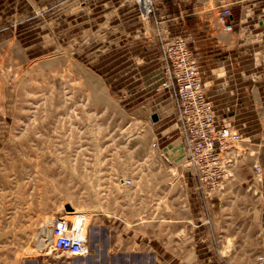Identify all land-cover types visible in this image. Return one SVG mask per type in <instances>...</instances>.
Wrapping results in <instances>:
<instances>
[{"label":"rangeland","instance_id":"374dc122","mask_svg":"<svg viewBox=\"0 0 264 264\" xmlns=\"http://www.w3.org/2000/svg\"><path fill=\"white\" fill-rule=\"evenodd\" d=\"M196 1L228 34L221 9L253 14L250 0ZM151 15L137 0H96L91 13L89 0H0V264H264V47L234 49L243 80L256 62L246 94L233 63L203 77L230 135L218 167L201 168L164 86L171 39L152 38ZM142 30L161 63L133 58ZM167 98L178 132L166 139L151 112ZM67 204L90 217L88 256L51 247Z\"/></svg>","mask_w":264,"mask_h":264},{"label":"built area","instance_id":"2783aa9c","mask_svg":"<svg viewBox=\"0 0 264 264\" xmlns=\"http://www.w3.org/2000/svg\"><path fill=\"white\" fill-rule=\"evenodd\" d=\"M143 15L154 12V0H137ZM219 17L225 22V28L234 27L233 13L226 6L219 11ZM164 56L168 62L164 86L173 90L178 105L181 130L189 146L190 158L200 163L201 168L218 167L224 140L230 135V129L218 127L211 110V101L202 84V71L193 49L183 37L169 40L164 45ZM127 183L132 180L127 178ZM85 212H73L74 218L62 214L54 219L51 229V247L78 257L91 253L88 227H85Z\"/></svg>","mask_w":264,"mask_h":264},{"label":"crops","instance_id":"0c3cea01","mask_svg":"<svg viewBox=\"0 0 264 264\" xmlns=\"http://www.w3.org/2000/svg\"><path fill=\"white\" fill-rule=\"evenodd\" d=\"M155 9L151 15L152 25L154 26L153 37L154 39H173L176 37L186 38L188 44L192 49L197 53L199 61L201 64L202 76L205 78L209 68L215 69H224L226 72H229L231 69V64H234L233 77L235 83L240 84V94H246L248 86L245 79L250 78L249 72H255V63L253 61L254 57L250 56L249 65L244 71V74H248V77L242 79V64L246 56L235 53V47L239 46V51H241V46L239 45L242 41L248 42L249 47L254 48L255 52L264 47L257 40L263 34L264 37V17L260 14H256L259 11L258 0H250L249 9L251 12L241 13L238 18L233 15L235 26L231 34L225 32L223 25L217 19L216 13L214 10H207L201 3L196 0H190V6L185 7L184 5L188 3V0H154ZM253 5V6H252ZM95 11L96 0H89V11L91 9ZM258 16L259 18H256ZM256 23V27L253 28V24ZM144 26L143 22L140 23ZM247 24V26H246ZM139 27V24H137ZM248 27V28H247ZM142 38H137L135 47L136 54L133 56L146 60L147 62H162L161 60V45L158 42L152 44L154 51L144 50V30ZM244 31H248V36L250 38H242ZM259 34V38L255 37L253 39L252 34ZM140 35L138 32L137 36ZM229 35V37H228ZM229 38V39H226ZM232 39V40H230ZM261 44V45H260ZM245 45V43H244ZM129 47V46H127ZM232 48L233 54L229 52V49ZM250 48V49H251ZM238 49V48H236ZM226 52L230 54L225 55ZM153 53V54H152ZM124 53H122L123 55ZM237 64V66H236ZM217 71V70H216ZM249 71V72H248ZM242 85V86H241ZM168 93L169 91L166 90ZM212 92V91H210ZM161 99V98H160ZM163 101V100H162ZM170 101V98H167L164 103L165 106L161 108H156L152 110L151 114L156 112L159 115V125L157 127L161 128V134L167 139L170 136L177 135V123L174 119H170V115L173 117L174 104L173 101ZM169 109V110H168ZM171 117V118H172Z\"/></svg>","mask_w":264,"mask_h":264},{"label":"bare ground","instance_id":"6f19581e","mask_svg":"<svg viewBox=\"0 0 264 264\" xmlns=\"http://www.w3.org/2000/svg\"><path fill=\"white\" fill-rule=\"evenodd\" d=\"M71 206H72V205H71ZM69 212H70V213H73V212H79V210H77L76 208H74V207L72 206V209L69 210V211H67L66 215L70 216V217L73 219L74 216H73L72 214H69ZM84 214H85V220H84L83 222H84L85 227H87L90 217H89L88 214H86V213H84ZM50 234H51V230H50ZM41 235H42V234H41ZM39 237L42 239V241L40 242V244H39L38 246L43 248V247H44L43 244H46V241H47V240H50V239L47 238V237L45 238L43 235H42V236H39ZM43 237H44V238H43ZM44 239H46V240L44 241ZM45 246H46V245H45Z\"/></svg>","mask_w":264,"mask_h":264},{"label":"water","instance_id":"95a60500","mask_svg":"<svg viewBox=\"0 0 264 264\" xmlns=\"http://www.w3.org/2000/svg\"><path fill=\"white\" fill-rule=\"evenodd\" d=\"M152 118H153V120H155V121L158 120V119H159V115H158V113H156V112L153 113V114H152ZM66 208H67L68 210H71V209H72L71 204H67V205H66Z\"/></svg>","mask_w":264,"mask_h":264}]
</instances>
